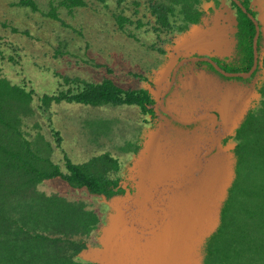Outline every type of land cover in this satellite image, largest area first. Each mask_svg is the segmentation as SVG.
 <instances>
[{"label":"trees","instance_id":"trees-1","mask_svg":"<svg viewBox=\"0 0 264 264\" xmlns=\"http://www.w3.org/2000/svg\"><path fill=\"white\" fill-rule=\"evenodd\" d=\"M51 1L49 15L54 17L58 7L73 9L88 4V0ZM209 1L216 7L221 4L220 0H148L154 29L172 34L201 24L203 18L211 17L213 8H204ZM19 2L38 9L35 0ZM241 2L256 17L250 0ZM231 4L237 11L236 48L231 56L213 60L226 72L246 73L254 63L256 25L233 0ZM118 21L124 30L125 21L133 23L122 15ZM262 49L260 34L259 55ZM204 64L218 72L207 61L199 65ZM259 92L258 106L248 110L236 129L235 177L222 205L220 225L203 248L204 264H264V80ZM35 96L33 89L12 82L0 68V264H97L78 256L87 246V238L100 226V213L84 200L47 193L39 186L46 180L62 179L72 188H85L93 195L110 198L124 192L116 175L121 161L110 152L80 163L65 156L63 167L54 159L58 143L48 139L39 122L31 126L35 133L27 130V120L63 101L95 107L136 104L144 114L154 117L155 100L149 90L125 89L111 78L88 81L69 76H60L57 88L39 96L37 103ZM192 101L190 98L184 103ZM100 124L105 130L109 128L108 121L97 126Z\"/></svg>","mask_w":264,"mask_h":264},{"label":"rangeland","instance_id":"rangeland-1","mask_svg":"<svg viewBox=\"0 0 264 264\" xmlns=\"http://www.w3.org/2000/svg\"><path fill=\"white\" fill-rule=\"evenodd\" d=\"M35 2L38 5L37 10L22 5L19 0H0V68L12 82L25 84L29 89H33L36 103L39 96L51 93L57 88L60 76L77 77L88 81L111 78L125 89L144 86L142 77L153 78L152 70H148L147 65L158 60L161 50L180 40L183 37L180 36L182 32L191 30L172 34L156 31L148 8V0H108L107 3L88 0V4L84 7L73 9L58 7L57 17L49 15L54 2L51 0H35ZM227 5L229 7L226 8L230 9L231 5L229 3ZM121 15L133 21V23L124 22L125 30L120 27L118 21ZM213 17L214 14L211 21ZM139 22H142L141 25ZM106 41L113 43L110 44V48L114 49L104 48L102 42ZM259 57V69L251 79H229L230 82L231 80L240 82L245 89L230 87L241 95L237 100L240 103L239 111L232 115L237 126L220 139L217 150L209 158L222 159L227 166L228 175L236 162L234 153L237 143L236 129L248 110L255 109L261 100L259 86L264 80V37L263 49ZM140 59L144 60L143 67H140ZM261 59L262 64H260ZM222 82L220 81L213 88L218 90V96L221 88H226V84ZM164 88L165 85L160 90L149 89L159 104ZM225 90L228 89L223 91ZM190 91L184 99L182 96L176 97L179 101L171 105V111L178 112L176 114L183 117H196L210 111L205 110L204 107L193 109L199 99L194 94V90ZM197 93H200L199 90ZM190 98L193 101L186 105L184 102ZM178 104L183 105L186 110H181ZM156 112L158 117L153 119L150 115L144 114L141 107L136 104L95 107L63 101L54 103L50 110L38 111L35 117L27 120L26 129L35 133L36 130H32L31 126L35 122L40 123V130L55 145L58 143L56 146L59 154L55 153L54 159L63 167L65 156L80 163L92 158L90 156L96 149L98 150L95 152L102 148L109 151L121 161V169L116 174L121 178L119 186L124 185L125 182L131 185L135 178L132 168L137 163L140 151L149 135L159 125H164L166 133L176 132L181 128L189 132L201 130L206 136L205 145L208 147L212 142L213 118H208L206 123L191 126V124L176 123L172 118L162 115L159 106H156ZM101 121H108L109 128L105 130V125L97 126ZM103 132L105 135L102 134ZM214 134L219 135L220 130H215ZM39 188L47 193L62 194L72 200H84L88 207L97 210L102 222L87 241L91 246L100 245L103 229L108 225L110 215L114 212V208L105 201L104 196L93 195L85 188H72L62 179L46 180ZM228 191L223 194L225 197L223 203ZM220 221L211 235L218 229ZM211 235L205 237L197 246L195 256L201 262H203V248ZM78 257L86 260L81 254Z\"/></svg>","mask_w":264,"mask_h":264},{"label":"water","instance_id":"water-1","mask_svg":"<svg viewBox=\"0 0 264 264\" xmlns=\"http://www.w3.org/2000/svg\"><path fill=\"white\" fill-rule=\"evenodd\" d=\"M233 1L256 25L251 70L246 73L226 72L210 57L192 59L209 61L228 77L248 78L259 65L261 26L241 0ZM205 34L193 29L181 37L174 48L178 52L184 44L193 45L199 35ZM193 47L190 46L189 50ZM186 60H182L178 67ZM173 83L174 77L161 95L162 110L183 125L213 118L212 142L208 147L205 145L206 136L201 130L189 132L181 128L166 133L161 124L152 131L132 168L135 175L133 183L128 185L125 182L122 185L124 193L110 198L104 196L114 212L103 229L100 245L87 244L80 252L88 261L97 264H204L195 256L197 246L217 228L225 198L223 194L227 193L235 177L234 166L228 175L222 159L209 158L217 150L220 139L237 126L232 119L237 101L234 94L231 96L225 90L220 93V101L214 106L215 112L208 111L196 117L179 116L164 104ZM219 122L220 126L217 127ZM215 130H220V134L215 135ZM196 139L199 144H189ZM175 143L188 144L189 148L167 149V146H175Z\"/></svg>","mask_w":264,"mask_h":264},{"label":"crops","instance_id":"crops-1","mask_svg":"<svg viewBox=\"0 0 264 264\" xmlns=\"http://www.w3.org/2000/svg\"><path fill=\"white\" fill-rule=\"evenodd\" d=\"M220 1H221V4L218 7L215 6L213 1L204 3L205 10H210V8H213L211 10L212 11L211 14L214 13V17H213L212 23L207 25V27L205 28L194 24L195 27H193L191 30L198 29L200 31V34L206 33L205 35H199L195 39L196 40L195 44L190 45V46H194L193 47L194 49L192 48V50H189L190 46H187L184 44L177 52L174 48V46L176 47L175 43L174 45L172 44L173 47L172 46L165 47L166 51L163 50L161 52V54L158 56V60L153 61V63L150 65H147L148 68L146 67L148 70L150 69L152 70L151 72L153 74V78H150V77L147 78V76H144V78L142 77L141 79L143 80L145 85L139 86L138 88H135V89L149 90L153 88L154 90L155 89L160 90V88L164 86L165 81L168 80V75L170 74V71L176 64L178 58L182 55L187 56V55H191L194 53H199L205 56L217 55V56L224 57V56H230L233 54L236 48V44H237V39H236L237 11L232 6L231 0H220ZM227 3L231 5L230 9L226 8V7H229ZM250 7L256 13V18L261 24V34H262V37H264V0H250ZM232 8H234L235 10ZM102 44H103V47L107 48L108 50L114 49V48H110V44H113L110 41L102 42ZM120 53H122V51H120ZM140 60H141L140 67H143L144 60L143 59H140ZM260 64H262V59L260 61ZM219 81L220 80L216 79V77L212 73L202 70V71L195 72V73L193 72L192 75L188 77L187 76L184 77V79H182L180 83L182 84V87L184 88V90L191 89L192 87L197 86V88H199L200 90L205 89L206 91H209V90L213 91V88L216 87L215 85L217 83H220ZM224 83L226 84V88L224 89H228L226 91H229L228 92L229 95L232 96L234 94L235 96L234 99L237 101L238 100L237 98L239 97V93H237L235 90H232L230 87L234 89H238V90L239 89L245 90L244 85L237 81L233 82L232 80L231 82L230 80H228ZM224 89L221 88L220 92L222 93ZM177 91L178 90H176L175 92L178 93ZM215 92L218 93L217 91ZM151 93L153 94V92ZM177 96H179V94H177ZM102 134L105 135V133H102ZM50 141L52 140L50 139ZM95 151L92 152V155L90 157H93L95 155H99L105 152H109V151L104 150L103 148L100 151H97V152ZM57 152L59 154L58 148L55 147L54 154Z\"/></svg>","mask_w":264,"mask_h":264},{"label":"flooded vegetation","instance_id":"flooded-vegetation-1","mask_svg":"<svg viewBox=\"0 0 264 264\" xmlns=\"http://www.w3.org/2000/svg\"><path fill=\"white\" fill-rule=\"evenodd\" d=\"M214 14V13H213ZM213 14H211V17L213 16ZM211 17H205V18H203V20H202V26L205 28V27H207V25H209V24H211L212 23V21L210 20L211 19ZM201 24H199V25H201ZM194 24H192L191 26H190V28H189V30L190 29H192L193 27H195V25L193 26ZM188 30V31H189ZM186 33H188V32H182L181 34H180V36H184V35H187ZM179 36V37H180ZM174 45V44H173ZM173 47V46H172ZM231 56V55H230ZM194 57H210L212 60L214 59V58H216V57H221V56H217V55H211V56H205V55H203V54H199V53H194V54H191V55H187V56H184V55H182V56H180L179 58H178V60H177V62H176V64L174 65V67L172 68V70L170 71V74H169V77H170V79L169 80H167V81H165V83H164V85H165V87L167 88L168 86H169V84H170V82H171V80L173 79V77H174V83L172 84V87L170 88V91L167 93V95L165 96V98H164V104H165V106H166V108L167 109H170V107H171V105H173V104H175V103H178V98L176 99V97H177V94H179V96H182L183 97V99H184V96H188L187 95V93H188V91H190V92H192V90H194L195 91V93L194 94H196L197 96V99H199V101H196V106H194V108L193 109H196V108H200V107H204V108H206L205 110H210V111H213V112H215L216 111V109H214V106L215 105H217V102H219L220 101V98L221 97H219L218 95H217V93L215 92L216 90L215 89H213V91L212 90H209V91H206L205 89L204 90H200L199 88H197V86H195V87H192L191 89H187V90H184V88L182 87V84L180 83V81L182 80V79H184V77H188V76H190V75H192V73L194 72H199V71H202V70H204V71H207V72H209V73H212L215 77H216V79H218V80H220V81H223V82H226V81H228L229 79L228 78H226V77H224V74H222L220 71H218L215 67V69L219 72H216L215 70H212V69H210L208 66H206L205 64L203 65V66H200L199 64L201 63V62H203V61H206V60H200V59H192V58H194ZM225 57V56H224ZM184 59H188V60H186L185 62H183L179 67H178V65H179V63L182 61V60H184ZM207 62H209V61H207ZM210 63V62H209ZM176 71V72H175ZM174 72H175V74H174ZM226 76V75H225ZM252 76V75H251ZM250 76V77H251ZM228 77V76H227ZM250 77H248V78H250ZM251 79V78H250ZM249 80V79H248ZM219 81V82H220ZM222 82V83H223ZM166 88H164V90L166 89ZM176 90H178L177 92L178 93H176L175 91ZM199 90V94L197 93V91ZM215 90V91H214ZM162 91H163V89H162ZM217 92H218V90H217ZM189 95H190V93H189ZM153 97V96H152ZM154 98V100H155V105H154V111H155V116L153 117V119L154 118H157L158 116V114H157V112H156V106H159V110H160V112H162V115H165V116H168L169 118H171L168 114H166V112H164L163 110H162V108H161V106H160V104H159V102H158V100L155 98V97H153ZM182 99V100H183ZM179 105V108L181 109V110H186V108L185 107H182L183 105H180V104H178ZM239 106H240V103H238L237 102V108L235 109V111L236 112H238L239 111ZM177 109V108H176ZM188 109H189V107H188ZM191 109V108H190ZM170 110H172V109H170ZM175 113H178V112H175ZM174 120V119H173ZM209 119L207 118V120H202V121H199V122H197V123H192L191 124V126H196L197 124H202V122H204V123H206L207 121H208ZM176 123H177V121L176 120H174ZM179 123V122H178ZM179 124H181V123H179ZM220 126V122L218 123V125H217V127H219ZM192 143H189V144H191L192 146H194L195 145V142L197 143V144H199V140L198 139H196L195 141H191ZM179 144V145H178ZM175 143V146L173 145V144H170L169 146H167V149H172V148H177L178 150H183V149H187V148H189V145L188 144H186L185 146H184V143ZM173 145V146H172ZM123 185V184H122ZM122 185L120 184V186L119 187H121V188H123L122 187ZM128 185H130V184H128ZM124 189V188H123ZM119 190V188L117 189V191ZM120 194V193H124V192H117L116 194ZM115 195V194H114Z\"/></svg>","mask_w":264,"mask_h":264}]
</instances>
